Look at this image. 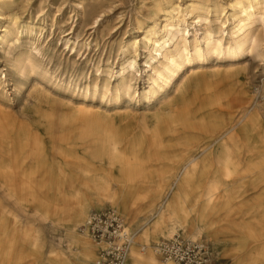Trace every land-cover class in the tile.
<instances>
[{"label": "rangeland", "instance_id": "rangeland-1", "mask_svg": "<svg viewBox=\"0 0 264 264\" xmlns=\"http://www.w3.org/2000/svg\"><path fill=\"white\" fill-rule=\"evenodd\" d=\"M191 1L195 3L194 13L200 15L199 21H196L194 16L189 17ZM251 1L0 0V101H6L15 110H19L25 94L36 84L44 93L54 96V103L65 106L70 101L72 104L81 105L85 99L84 105L93 110L99 109L102 116L101 109L110 107L112 110L111 92L118 87L122 79L127 81L132 89L128 96L122 95L119 108L131 109L130 115L141 118L147 108L148 99L145 96H149L151 89L150 78H154L152 68L159 67V61L163 58V55L155 53L154 48L170 37L176 36L180 40L181 34L188 39L190 45L194 38H197L202 48L203 33L222 36L225 41L230 33L231 22L243 17L242 10ZM12 17H17L16 24L11 22ZM26 25H29L31 30L24 32ZM4 27L9 28V33L3 31ZM39 31L42 34L38 38ZM253 31L264 45V27L260 22H254ZM67 38L76 41V52L70 50L73 45L71 41L66 44ZM36 50L41 53L39 56L36 55ZM204 66L206 70H237L247 91L255 95L259 103L264 102V98H261L264 96V47L258 55L253 51L237 62H231L215 53L210 54ZM191 67H195V64L186 66L184 73L187 74ZM184 73L179 75L176 81H179ZM21 82L24 84L15 93V85ZM107 84L109 91L104 92L103 88ZM150 100L148 110H154L159 102L153 98ZM261 112L264 114V106ZM109 113L107 115L114 112ZM112 116L120 128L130 125L128 117ZM207 120L212 122L210 117ZM190 147L192 146L184 141L166 143L162 149L166 155L164 163H158L157 170L151 173L147 183L139 187L140 190L116 195V208L107 203L102 205V209V206L91 208L92 211L113 208L123 216L126 229L129 228L130 233H135L133 240L136 242V253L140 256L138 264H150L148 253L152 254L157 264H164L148 248L167 238L162 235L167 227L166 218L163 217L156 223L159 208L169 200L172 208H179L180 203L176 200L178 198L182 200L184 208H202V202L194 204L196 192L186 191L172 196L170 193H160L157 188V184L170 174V167L182 163L187 158L192 150ZM156 149L153 147L148 150L155 152ZM44 150L49 160L58 161L64 158L65 162L69 163V179L72 185L57 189L54 183L62 178L51 179L43 176L42 171L38 172L37 208L43 216L37 227L40 237L32 239L20 236L12 253L0 255V264H48V261H54L55 255H60L62 250L68 247L64 240L63 228L65 221L73 214L72 209L78 206V202L94 204V200L102 198V191L95 192L94 181L103 178V167H107V164L102 163L101 167L92 166L90 173L81 174V171L74 167H84L90 160L86 150L74 145L71 139L66 143H47ZM59 151L61 153H58ZM143 153L139 151L138 155ZM150 162L155 163H147ZM256 164L255 160L243 162L240 166L252 169ZM208 177L209 174L200 177L201 183ZM10 179L8 185L4 182L6 189L12 188L14 182L20 181V178ZM251 180L252 178L247 177L229 180L226 197L219 201L212 211L206 213V226L210 227L198 241L207 244L214 264H260L258 242L254 241V236H257L263 224L259 211L261 196L257 189L248 190ZM15 192V197L26 199L27 196L22 192ZM25 208L30 210V207ZM16 209L11 197L0 194V223L9 222L11 213ZM148 215L150 218L146 219L149 222L144 226L148 231V239L143 241L139 239L140 218ZM177 232L187 238L188 230L177 229ZM76 235L92 248V257L88 263L91 264L96 255L95 246L89 239ZM3 241L0 237L2 246ZM49 244L53 246L55 254L49 252ZM141 245L147 247L146 252L140 251Z\"/></svg>", "mask_w": 264, "mask_h": 264}, {"label": "bare ground", "instance_id": "bare-ground-1", "mask_svg": "<svg viewBox=\"0 0 264 264\" xmlns=\"http://www.w3.org/2000/svg\"><path fill=\"white\" fill-rule=\"evenodd\" d=\"M194 5L193 1L189 3V17L194 16L199 21L200 15L194 13ZM242 12V18L231 22L230 33L225 41L222 36L203 33V48L197 38L190 45L183 34L180 40L174 36L155 44V53L163 55V58L159 61V67L152 68L154 78H150L151 89L149 96H145L148 99L147 108L141 118L130 115L131 109L119 108L122 95L128 96L132 89L122 79L111 92L112 110L110 107L101 109L102 116L99 109L86 107L85 99L81 105L70 101L65 106L54 103V96L44 93L36 84L25 94L19 110L6 101H0V194L11 197L17 208L11 213L9 222L0 223V237L4 240V245H0V255L12 253L20 236L37 239L40 235L37 227L43 216L37 208L39 184L36 175L39 171L51 179L62 178L54 183L57 189L72 185L69 163L65 162L64 156L58 161L49 160L44 150L47 143H66L71 139L74 145L84 148L90 161L84 167H74L81 174L90 173L92 166L101 167L102 163L108 165L103 167V178L94 181L95 192L102 191V198L94 200V204L77 201L78 206L72 209L73 214L65 221L63 228L68 247L60 255H55L54 261H48V264H88L92 248L76 235L78 223L89 214L91 208H99L105 203L116 208L114 201L118 194L140 190L139 187L147 183L151 173L157 170L158 163H164V145L170 141H184L192 146L190 154L182 163L170 167V174L157 184V188L160 193H170L172 196L180 192H196L194 204L202 202V208H184L179 198L176 199L180 203L179 208H172L170 200L167 201L163 207L157 208L156 223L163 217L167 221L162 235L169 237L177 229H186L188 239L199 240L210 227L206 226V213L212 211L228 194V181L252 178L248 190L257 189L261 196L259 211L263 221L254 241L258 242L260 264H264V114L261 112L264 102L259 103L255 95L247 91L237 70H206L204 66L210 54L215 53L237 62L253 51L257 55L262 51L264 45L253 31V24L257 21L264 27V0H252ZM16 20L17 17L11 18L13 24H16ZM30 30L29 25L24 27V32ZM3 31L7 34L10 30L4 27ZM41 34L39 31L38 38ZM65 40L66 44L71 41L69 38ZM71 42L73 45L70 50L76 52V41ZM191 63L195 67L184 73L186 66ZM182 73L181 79L176 81ZM23 84L15 85V93ZM103 90L109 91V85ZM151 98L159 102L154 110H148ZM109 110L114 112L112 115L128 117L130 125L123 128L117 126L114 116L107 115L110 114ZM209 117L212 122L207 120ZM153 147L157 149L150 152L148 149ZM139 151L144 152L143 155L139 156ZM255 160L257 164L252 169L240 166L243 162ZM149 161L155 163L148 164ZM205 174L210 177L201 183L200 177ZM11 177L13 180L20 178V181L6 189L4 182L8 185ZM15 191L22 192L27 196L26 199L15 197ZM25 206L30 207V210ZM147 217L150 218L149 215L140 218L139 239L143 241L148 239V231L144 228L149 222ZM132 235L134 239L135 233ZM135 244L133 240L123 264L140 262ZM141 246L147 249L145 245ZM148 248L151 249V245ZM48 249L56 253L50 244ZM148 254L155 264L152 254ZM164 264L174 263L168 261Z\"/></svg>", "mask_w": 264, "mask_h": 264}, {"label": "built area", "instance_id": "built-area-1", "mask_svg": "<svg viewBox=\"0 0 264 264\" xmlns=\"http://www.w3.org/2000/svg\"><path fill=\"white\" fill-rule=\"evenodd\" d=\"M77 232L96 248L91 264H123L133 242L123 216L113 208L91 211L78 225ZM151 249L163 263L214 264L206 243L183 238L178 232L155 242ZM140 251H145V247L141 246Z\"/></svg>", "mask_w": 264, "mask_h": 264}, {"label": "crops", "instance_id": "crops-1", "mask_svg": "<svg viewBox=\"0 0 264 264\" xmlns=\"http://www.w3.org/2000/svg\"><path fill=\"white\" fill-rule=\"evenodd\" d=\"M107 204H108V203H107ZM103 206H104V205H103ZM103 206L101 207V209L103 208ZM98 211H100V210H98ZM151 259H152V258H150V257L148 258V260H149V263H152V264H154V263L151 261ZM154 259H155V258H154ZM155 264H157V263H155Z\"/></svg>", "mask_w": 264, "mask_h": 264}, {"label": "clouds", "instance_id": "clouds-1", "mask_svg": "<svg viewBox=\"0 0 264 264\" xmlns=\"http://www.w3.org/2000/svg\"><path fill=\"white\" fill-rule=\"evenodd\" d=\"M40 54H41V53H40V52L37 50V51H36V55H38V56H39Z\"/></svg>", "mask_w": 264, "mask_h": 264}]
</instances>
